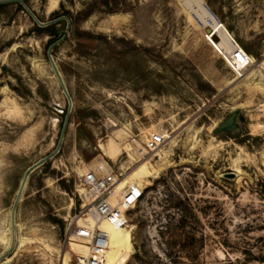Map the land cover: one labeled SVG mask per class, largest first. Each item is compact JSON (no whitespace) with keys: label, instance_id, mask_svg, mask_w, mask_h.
<instances>
[{"label":"rangeland","instance_id":"1","mask_svg":"<svg viewBox=\"0 0 264 264\" xmlns=\"http://www.w3.org/2000/svg\"><path fill=\"white\" fill-rule=\"evenodd\" d=\"M22 1L45 25L0 0V233L66 120L50 48L73 106L17 204L28 243L0 264L75 262L78 173L104 154L141 189L113 263L264 264V0ZM208 27L252 66L235 73ZM237 109L238 129L217 134ZM160 130L157 154H127Z\"/></svg>","mask_w":264,"mask_h":264},{"label":"built area","instance_id":"2","mask_svg":"<svg viewBox=\"0 0 264 264\" xmlns=\"http://www.w3.org/2000/svg\"><path fill=\"white\" fill-rule=\"evenodd\" d=\"M207 40L239 75L254 63V57L235 40L224 46L213 31ZM165 135L160 130L149 133L145 139L132 137L129 143L131 151L133 149L142 158L157 154L166 144ZM127 154L130 156V153ZM98 157L102 161L97 162ZM98 157L93 166L78 173L79 195L83 203L73 237L85 247V252H76L73 264H104L112 246L111 234L106 225L113 229L128 228L129 212L140 202L141 194L130 185L118 190V182L123 176L114 170L110 158L105 154Z\"/></svg>","mask_w":264,"mask_h":264},{"label":"bare ground","instance_id":"3","mask_svg":"<svg viewBox=\"0 0 264 264\" xmlns=\"http://www.w3.org/2000/svg\"><path fill=\"white\" fill-rule=\"evenodd\" d=\"M208 28H210V27H208ZM208 28H206V31ZM211 30H212V28H211ZM134 152L135 151L133 149H132V151L130 150V154L134 157V160H136L138 162L145 160V158H142L139 153H137V152L134 153ZM96 161L97 162L102 161L101 157H98L96 159ZM134 180L135 179L133 177H126L125 178V176H124L118 182V190H122L123 188L130 185V187H133L134 189H136L140 194L141 189L139 188V183L134 181ZM22 183H23V181H22ZM22 183H21V185H22ZM21 185H20V187H21ZM19 190H20V188H19ZM18 193H19V191H18ZM17 196H18V194H17ZM20 198H21V196H20ZM15 220H16V218H15ZM15 220H13V218H12V211H11L10 221L8 222L7 228L5 229V231L0 233V238L3 241V243L5 244V248L7 249V252L0 256V262L9 259L8 252L10 250L16 251L17 248L24 246L28 243L29 239L20 234L21 224ZM106 228L111 234L112 246H111L110 251L107 254V258H106L104 264H124L130 256L128 251H124L123 253L120 252V254H118V256H117L115 263H113V259L115 257L114 256L115 255V249L118 246V240H120L122 238V235H123V232L125 229H123V228L113 229L108 225H106ZM73 240H76V239H73ZM75 244H77L78 248L80 249L79 251L76 250L77 252H85L84 246H82L80 243H78L76 241H75ZM64 264H70L69 258L67 256H65V258H64Z\"/></svg>","mask_w":264,"mask_h":264},{"label":"water","instance_id":"4","mask_svg":"<svg viewBox=\"0 0 264 264\" xmlns=\"http://www.w3.org/2000/svg\"><path fill=\"white\" fill-rule=\"evenodd\" d=\"M20 1L24 6L25 8L28 10V12H30V14L35 18V20L38 22L39 25H45L44 23H42L37 17L36 15L32 12V10L22 1V0H18ZM207 32L208 33H211L212 30L211 28H208L207 29ZM62 33L59 34V36H61ZM48 56H49V59H50V62H51V65L54 69V72L56 74V76L58 77L59 79V82L60 84L62 85V88L68 98V110H67V114H66V120L64 122V126H63V129H62V132H61V135H60V139H59V143H58V147L56 149V151L59 149L62 141H63V137H64V132H65V128H66V124H67V120H68V116L70 114V111L72 109V106H73V101H72V98L70 96V93L68 91V88L66 87V84L64 82V79L62 77V74L51 54V48L49 49L48 51ZM239 114H240V109H237L236 111H234L226 120H224L216 129H215V132L217 134L221 133V132H224V131H236L238 129V123H239ZM56 151L54 153H56ZM53 153V154H54ZM52 154V155H53ZM52 155H49L45 158H43L42 160H40L39 162H37L36 164H34L31 168H29L24 176V179H23V183L20 187V190H19V193H18V196H17V199H16V202L12 208V218L13 220H15L16 218V209H17V204L18 202L20 201V196L22 195V192H23V189L25 187V184H26V181L28 179V176L30 174V172L32 170H34L35 168H37L38 166H40L41 164H43L47 159H49ZM230 177H235L236 174L235 173H229Z\"/></svg>","mask_w":264,"mask_h":264},{"label":"trees","instance_id":"5","mask_svg":"<svg viewBox=\"0 0 264 264\" xmlns=\"http://www.w3.org/2000/svg\"><path fill=\"white\" fill-rule=\"evenodd\" d=\"M6 5L5 3H0V7ZM51 26V25H50ZM50 26H46V27H38L39 31L43 32V31H47L49 29ZM51 34H53L55 37H60L59 34L60 32L58 30H52ZM54 40H51V42H53Z\"/></svg>","mask_w":264,"mask_h":264}]
</instances>
